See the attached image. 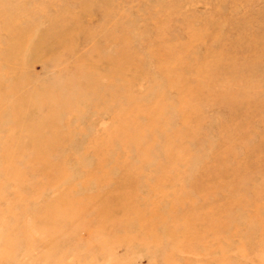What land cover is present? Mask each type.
<instances>
[{
	"label": "rangeland",
	"instance_id": "rangeland-1",
	"mask_svg": "<svg viewBox=\"0 0 264 264\" xmlns=\"http://www.w3.org/2000/svg\"><path fill=\"white\" fill-rule=\"evenodd\" d=\"M0 264H264V0H0Z\"/></svg>",
	"mask_w": 264,
	"mask_h": 264
}]
</instances>
